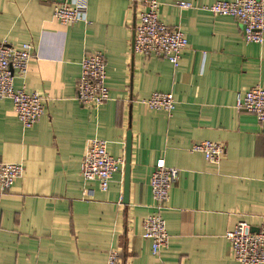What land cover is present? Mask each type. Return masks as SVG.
Here are the masks:
<instances>
[{
  "label": "crops",
  "instance_id": "1",
  "mask_svg": "<svg viewBox=\"0 0 264 264\" xmlns=\"http://www.w3.org/2000/svg\"><path fill=\"white\" fill-rule=\"evenodd\" d=\"M144 0H88L86 22L62 26L53 3L0 0V40L30 43L33 56L15 88L37 92L44 114L22 128L8 100H0V163L21 164L22 176L0 194V264H239L225 235L238 221L257 229L264 216V123L236 109L239 94L264 88V43H245L241 26L200 8L218 1L157 0L160 20L187 39L177 68L133 53V34ZM192 3L181 10L176 3ZM102 52L109 100L99 109L75 101L80 62ZM170 93L171 113L140 103ZM131 133L128 203L123 167L106 192L84 182L86 142H107L125 158ZM224 146L219 164L190 148ZM158 159L178 169L162 212L168 248L157 256L143 238L152 212L150 176Z\"/></svg>",
  "mask_w": 264,
  "mask_h": 264
},
{
  "label": "built area",
  "instance_id": "2",
  "mask_svg": "<svg viewBox=\"0 0 264 264\" xmlns=\"http://www.w3.org/2000/svg\"><path fill=\"white\" fill-rule=\"evenodd\" d=\"M53 3V19L62 26H71L87 19L88 0H35ZM181 10H190L192 3L179 1ZM215 17H230L240 26L245 43H264V0L218 1L200 8ZM187 47V39L179 30L166 26L159 17L157 0H144L134 25L133 53L142 58L155 56L177 68L181 54ZM33 56V46H18L0 40V100H8L24 130L31 129L43 116L46 99L37 92L27 93L15 88L16 79H25L28 63ZM106 62L102 52L87 53L80 62V75L76 83L75 101L83 106L99 109L109 100L106 86ZM140 103L150 110L171 113L175 101L170 93H152ZM236 109L255 116L264 123V88L255 86L237 97ZM190 152L198 153L211 164H219L225 149L220 143L202 141L194 144ZM123 159L113 158L107 151V142L93 138L86 142L80 165L84 182H96L106 192L113 176L123 167ZM21 164L0 163V194L11 189L23 174ZM179 171L167 167L164 159H158L150 176L153 201L152 212L143 221V238L151 243V253L157 256L168 248L169 235L162 212L169 200L170 190L178 181ZM232 258L239 264H264V216L256 231L244 221H238L225 235ZM118 254L111 251L107 264H118Z\"/></svg>",
  "mask_w": 264,
  "mask_h": 264
},
{
  "label": "water",
  "instance_id": "3",
  "mask_svg": "<svg viewBox=\"0 0 264 264\" xmlns=\"http://www.w3.org/2000/svg\"><path fill=\"white\" fill-rule=\"evenodd\" d=\"M130 162H131V133L128 132L125 142V158H124V179H123V203H128L129 196V180H130ZM255 232V229H252Z\"/></svg>",
  "mask_w": 264,
  "mask_h": 264
}]
</instances>
